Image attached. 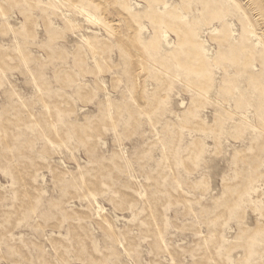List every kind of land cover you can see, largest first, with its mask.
I'll list each match as a JSON object with an SVG mask.
<instances>
[{
  "label": "rangeland",
  "instance_id": "1",
  "mask_svg": "<svg viewBox=\"0 0 264 264\" xmlns=\"http://www.w3.org/2000/svg\"><path fill=\"white\" fill-rule=\"evenodd\" d=\"M0 264H264V0H0Z\"/></svg>",
  "mask_w": 264,
  "mask_h": 264
}]
</instances>
